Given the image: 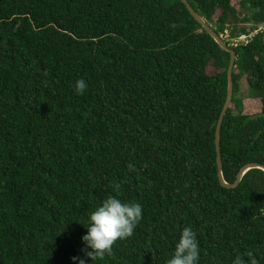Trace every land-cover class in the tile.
<instances>
[{
	"label": "trees",
	"instance_id": "16d2710c",
	"mask_svg": "<svg viewBox=\"0 0 264 264\" xmlns=\"http://www.w3.org/2000/svg\"><path fill=\"white\" fill-rule=\"evenodd\" d=\"M188 1L237 54L221 129L234 184L264 165V31L231 45L264 23V0ZM230 61L182 0H0V264H73L109 195L143 218L94 264H166L186 226L199 264L264 256V170L235 188L219 175Z\"/></svg>",
	"mask_w": 264,
	"mask_h": 264
},
{
	"label": "clouds",
	"instance_id": "9594fccd",
	"mask_svg": "<svg viewBox=\"0 0 264 264\" xmlns=\"http://www.w3.org/2000/svg\"><path fill=\"white\" fill-rule=\"evenodd\" d=\"M88 89L84 78L77 79L74 91L83 95ZM130 169L135 168L129 164ZM118 192L120 185L114 186ZM143 218V206L139 202L123 201L117 195H109L103 199L94 211L89 213L87 232L82 236L84 247L81 255L71 257L73 264H94L106 255L113 253V245L117 240L130 238ZM201 255L197 232L191 227L182 228L179 239L174 246L172 256L166 264H199ZM264 256L245 250L236 255L231 264H261Z\"/></svg>",
	"mask_w": 264,
	"mask_h": 264
},
{
	"label": "water",
	"instance_id": "95a60500",
	"mask_svg": "<svg viewBox=\"0 0 264 264\" xmlns=\"http://www.w3.org/2000/svg\"><path fill=\"white\" fill-rule=\"evenodd\" d=\"M183 3H185L191 12V14L195 17V19L204 27V29L220 44V46L228 51L231 54V61H230V66L228 68V81H229V86H228V97L227 101L224 105V108L222 110L218 126L216 129V147H217V162H218V168H219V175H220V180L223 183L224 186L228 188H235L237 187L241 180L242 177L246 174L247 171L253 168H260L264 170V165L260 163H250L243 167V169L240 171L237 181L234 184L228 183L223 174V161H222V156H221V129L223 125V121L225 119L226 113L228 108L231 105L233 95H234V67H235V62L237 59V54L234 48H232L230 45L226 43V41L217 33L215 28L210 25L204 17H202L194 7L191 5V3L188 0H182Z\"/></svg>",
	"mask_w": 264,
	"mask_h": 264
},
{
	"label": "built area",
	"instance_id": "2783aa9c",
	"mask_svg": "<svg viewBox=\"0 0 264 264\" xmlns=\"http://www.w3.org/2000/svg\"><path fill=\"white\" fill-rule=\"evenodd\" d=\"M260 31H264V23L260 24L255 28L250 34H241L240 36L233 38L231 40L233 46H238L240 44H247L251 41V39ZM227 33V32H226ZM226 38H229V35L226 36Z\"/></svg>",
	"mask_w": 264,
	"mask_h": 264
},
{
	"label": "rangeland",
	"instance_id": "374dc122",
	"mask_svg": "<svg viewBox=\"0 0 264 264\" xmlns=\"http://www.w3.org/2000/svg\"><path fill=\"white\" fill-rule=\"evenodd\" d=\"M237 1V0H236ZM239 1V0H238ZM238 1H237V3H238ZM237 7H238V5H237ZM226 36H228V35H230V32L229 31H227V33L225 34ZM241 86H242V90H241V92L239 93V97H243V99L245 98H253V96H250V94L251 95H253L252 94V92H251V90H249V88H248V85H247V82H246V80L245 79H243L242 80V84H241ZM256 101V100H255ZM254 100H252V101H250L249 102V105H251V109H250V111L251 112H253V113H257V112H259V108H257V102H255Z\"/></svg>",
	"mask_w": 264,
	"mask_h": 264
}]
</instances>
